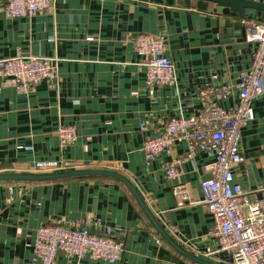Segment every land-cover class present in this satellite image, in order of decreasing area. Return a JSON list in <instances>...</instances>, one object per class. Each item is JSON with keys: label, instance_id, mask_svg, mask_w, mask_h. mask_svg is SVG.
<instances>
[{"label": "crops", "instance_id": "1", "mask_svg": "<svg viewBox=\"0 0 264 264\" xmlns=\"http://www.w3.org/2000/svg\"><path fill=\"white\" fill-rule=\"evenodd\" d=\"M6 1L0 0V59L46 56L57 65L53 77L27 93L0 77V173L33 171L44 160L63 162L66 169L116 170L189 251L232 264V255L224 251L199 254L217 250L210 236L214 218L202 203L200 188L211 157L198 151L189 158L185 142L177 141L171 155L148 161L143 145L170 119L198 113L201 88L235 83L250 68L254 45L228 36L225 22L236 17L205 0H56L51 12L11 18L3 10ZM246 20L264 22V17ZM140 33L166 37L175 84L146 82L144 58L134 46ZM237 95L222 104L233 106ZM254 109L255 119L243 128L244 160L235 179L260 198L264 95L254 101ZM61 125L75 126L77 139L61 142ZM174 157L184 158L175 180L166 175ZM175 181L190 187L191 199L182 205L172 192ZM50 223H79L98 235L111 229L124 243L121 258L113 263L60 253L56 264H197L157 233L121 181L100 176L0 181V264H40L34 243L38 229Z\"/></svg>", "mask_w": 264, "mask_h": 264}, {"label": "built area", "instance_id": "2", "mask_svg": "<svg viewBox=\"0 0 264 264\" xmlns=\"http://www.w3.org/2000/svg\"><path fill=\"white\" fill-rule=\"evenodd\" d=\"M55 4L56 0H7L3 10L11 18H32L53 11ZM246 21V39L254 45L250 68L235 83L201 88L198 113L170 119L159 134L145 140L143 152L148 161H153L162 153L171 155L177 141H183L187 157H195L198 151L207 153L211 161L204 170L209 176L201 179L200 188L202 203L214 218L210 236L216 239L217 250L207 248L199 254L209 257L224 251L232 255V264H264V196L255 197L235 179V169L244 160L243 128L255 119L254 101L264 95V22ZM134 46L144 58L149 85L176 83V69L167 55L165 36L140 33L134 39ZM56 61L51 57L22 54L0 59V77L7 78L18 92L27 93L54 76ZM235 93L237 102L224 106L222 103ZM57 134L63 143L75 141L78 135L73 125H61ZM183 160L174 157L169 163L166 168L169 179L178 177V166ZM66 166L63 162L44 160L37 162L33 171H58ZM172 192L180 205L191 199L187 183L175 181ZM123 250V241L111 229L98 235L79 223H50L38 229L33 253L40 264H56L60 253L113 263L121 258Z\"/></svg>", "mask_w": 264, "mask_h": 264}, {"label": "water", "instance_id": "3", "mask_svg": "<svg viewBox=\"0 0 264 264\" xmlns=\"http://www.w3.org/2000/svg\"><path fill=\"white\" fill-rule=\"evenodd\" d=\"M218 4L222 8H227L231 15L236 17L235 21L227 19L226 27L228 28L229 38L235 40H245L247 36V26L245 20L248 17H264V2L253 0H205ZM236 38V39H235ZM101 176L121 181L131 191L138 204L144 211L147 219L153 225L168 244H170L177 252L184 257L194 261L197 264H219L210 261L196 253L189 251L183 244L178 242L169 231L159 221L141 193L131 182V180L124 174L111 169H97V168H78V169H64L58 171H20V172H1L0 181H22V182H44L70 179L76 177Z\"/></svg>", "mask_w": 264, "mask_h": 264}, {"label": "trees", "instance_id": "4", "mask_svg": "<svg viewBox=\"0 0 264 264\" xmlns=\"http://www.w3.org/2000/svg\"><path fill=\"white\" fill-rule=\"evenodd\" d=\"M90 177H96V176H90ZM101 177V176H100ZM78 178H83V177H78ZM105 178H107V177H105ZM109 179H111V178H109ZM114 180H116V179H114ZM118 181V180H117Z\"/></svg>", "mask_w": 264, "mask_h": 264}]
</instances>
